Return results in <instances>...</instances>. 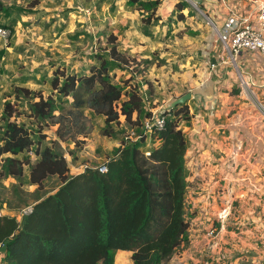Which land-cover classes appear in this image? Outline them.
Returning <instances> with one entry per match:
<instances>
[{"label":"trees","instance_id":"1","mask_svg":"<svg viewBox=\"0 0 264 264\" xmlns=\"http://www.w3.org/2000/svg\"><path fill=\"white\" fill-rule=\"evenodd\" d=\"M128 1L145 13L152 6L157 8V3ZM180 9L182 12V6ZM151 18L143 17L142 21L150 24ZM109 51L110 58L125 61L115 48ZM107 65L102 59L89 74L55 69L52 89L70 98V109L66 114H55V99L50 95L43 98L40 93L30 104V116L49 119L61 141L73 140L75 144L78 136L91 132L89 118L81 109L105 116L108 129L102 134L107 136L113 134L111 123L120 117L131 126L139 125L142 98L137 88L122 99L127 86L112 81ZM126 83L132 84L130 80ZM22 90L29 95V90ZM15 110L10 102L3 104L7 121L0 153L32 151L39 156L29 170V182L36 185L34 192L43 187L48 175H57L61 184L53 193L37 196L20 220L0 213V247L6 242L4 264H113L117 250L130 251L131 264H163L188 242L186 142L178 128L188 110L186 105L175 104L163 111L167 116L164 128L151 134L160 144L149 155L142 143L122 141L106 161L107 171L89 166L70 177L65 158L53 144L42 145L44 134L33 139L28 128L10 120ZM25 159L7 157L0 176L21 177L24 165L29 164Z\"/></svg>","mask_w":264,"mask_h":264},{"label":"rangeland","instance_id":"2","mask_svg":"<svg viewBox=\"0 0 264 264\" xmlns=\"http://www.w3.org/2000/svg\"><path fill=\"white\" fill-rule=\"evenodd\" d=\"M141 1L151 5L157 3V8L152 6V10L145 13L128 0H0V28L7 31L6 36H0V143L7 121L3 115L5 102H10L16 109L10 120L28 128L33 139L37 140L42 134L49 136L52 127L56 128L49 119L30 116V104L38 100L40 93L43 98L50 95L55 99L58 108L55 114H66L70 109V99L52 89L50 80L55 69L89 74L91 67L98 68L99 61L105 59L112 81L127 86L122 99L136 88L138 95L142 91L147 104L150 96L157 97V104L162 100L161 106L169 99L171 107L183 105L189 99L182 95L191 91L192 80L195 81L202 70L210 69L214 53L225 54L223 34H219V25L208 14V0ZM255 1L234 0L232 7L241 4L242 14L253 15ZM223 2L227 3L226 0ZM150 16L151 23H143L142 18ZM111 48L118 50L125 61L110 58ZM127 80L135 86L127 84ZM24 88L29 90V95L22 90ZM248 93L249 98L255 97L254 93ZM91 113L90 118L87 116L91 132L78 136L77 144L73 140L66 141L75 144L73 150L82 148L85 140L91 141L93 131L102 136L108 129L100 114L93 110ZM188 114L189 110L182 118H187ZM120 118L111 123V136L119 131L122 141L131 140L133 137L127 131L133 126ZM121 124L129 129H124ZM137 130L134 128L132 135ZM43 142H46L45 138ZM9 154L0 153V169L2 164H7L5 156ZM21 158L26 161L27 157L24 154ZM58 184V180L49 176L43 187L34 192L23 175L19 178L0 176V213L14 215L20 220V213L31 209L37 196L52 193ZM216 197L215 201H218ZM209 198L207 202L212 203ZM189 212L192 214L191 207H187L186 212L191 227L193 222L191 218L189 220ZM214 233L207 235L212 237ZM113 264H131L130 253L115 251Z\"/></svg>","mask_w":264,"mask_h":264},{"label":"crops","instance_id":"3","mask_svg":"<svg viewBox=\"0 0 264 264\" xmlns=\"http://www.w3.org/2000/svg\"><path fill=\"white\" fill-rule=\"evenodd\" d=\"M223 1H206L208 14L216 20L220 32L227 21L247 15L242 14L241 4L232 7L234 0ZM210 60V69L202 70L201 75L192 80L191 91L182 95L189 97L183 102L189 114L187 118L180 119L178 126L186 142L185 178L190 189L187 188L185 201L186 212L187 207L192 208V214H187L193 224L187 230L188 242L179 246L180 251L163 264H262L264 115L260 113L264 112V60L258 53L248 52L235 56V64L227 53H214ZM248 92L254 93L255 97L249 98ZM139 95L142 98L140 124L150 111L157 113L171 107L169 99L161 106L162 100L157 104V97L150 96L147 104L142 91ZM91 111L85 109L83 114L90 118ZM100 116L105 120V116ZM139 125L133 127L139 128ZM133 127L127 131L132 137L135 136V133L132 135ZM92 133L91 141L87 139L82 148L73 150L75 144L61 141L55 134V127H52L43 143L53 144L56 152L65 158L70 177L82 172L84 165L96 167L107 161L123 140L119 131L110 137L97 135L95 131ZM159 144V139L151 138L142 143V149L151 151ZM24 154L29 164L24 165L23 176L27 186L34 191L36 185L29 182V170L38 162L39 156L32 151ZM24 154H9L5 158L21 160ZM49 176L58 180V188L61 184L58 176ZM215 196L218 201H215ZM208 197L212 203L207 202ZM211 229L215 232L212 237L207 235ZM117 251L129 252L131 256L130 251ZM4 263V253L0 252V264Z\"/></svg>","mask_w":264,"mask_h":264},{"label":"built area","instance_id":"4","mask_svg":"<svg viewBox=\"0 0 264 264\" xmlns=\"http://www.w3.org/2000/svg\"><path fill=\"white\" fill-rule=\"evenodd\" d=\"M255 10L253 15H246L239 19H231L226 22L223 32V51L229 53L231 59L235 61V56L241 52L258 53L264 60V0H256L254 2ZM7 31L0 28V36H6ZM261 116L264 115L262 111ZM166 114L161 112L151 113L141 124L135 136L131 140H125L126 143H143L150 140L151 134L162 130L166 122ZM149 155V150H144ZM88 167L84 165V168ZM99 172L107 171L106 161L96 166ZM30 211V208L24 209L20 214L23 215ZM20 216V215H19ZM219 220L222 218L219 216ZM210 234H213L211 229ZM208 232V233H209Z\"/></svg>","mask_w":264,"mask_h":264},{"label":"water","instance_id":"5","mask_svg":"<svg viewBox=\"0 0 264 264\" xmlns=\"http://www.w3.org/2000/svg\"><path fill=\"white\" fill-rule=\"evenodd\" d=\"M6 249V242L4 244H2V246L0 247V252L4 253Z\"/></svg>","mask_w":264,"mask_h":264}]
</instances>
